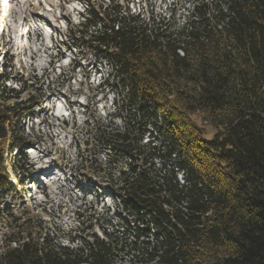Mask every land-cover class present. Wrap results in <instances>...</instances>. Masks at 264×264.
Segmentation results:
<instances>
[{
  "label": "trees",
  "instance_id": "1",
  "mask_svg": "<svg viewBox=\"0 0 264 264\" xmlns=\"http://www.w3.org/2000/svg\"><path fill=\"white\" fill-rule=\"evenodd\" d=\"M75 1L69 42L107 68L113 96L87 125L85 151L105 159L87 168L110 186L118 224L67 246L28 212L0 210V264H264V0H183L181 19ZM9 79L0 72V202L28 165L19 121L39 89Z\"/></svg>",
  "mask_w": 264,
  "mask_h": 264
},
{
  "label": "rangeland",
  "instance_id": "2",
  "mask_svg": "<svg viewBox=\"0 0 264 264\" xmlns=\"http://www.w3.org/2000/svg\"><path fill=\"white\" fill-rule=\"evenodd\" d=\"M130 1L133 2L132 8L129 5L131 11L137 12L139 7H143L160 14H165V7L169 8L173 3L171 9L177 19H181L184 6L183 0ZM39 5L45 18L34 14L31 9V6ZM81 10L75 0L0 2V66L5 62L13 69V78L6 85L19 91L21 85L18 80L24 82L32 76L39 81V89L32 91L30 101L23 103L30 107L29 113L19 121V128L33 143L29 149L18 151L17 161L26 160L29 166L17 173L10 170L12 174H8V179L15 181V176L20 178L25 194L22 197L21 194L7 197L0 208L17 204L16 212L28 211L47 229L68 237L59 240L69 245V238L77 235L85 237L95 233L102 237L101 229L107 221L112 225L118 224L111 218L115 202L106 184L102 185L105 195L98 201L90 192H85L87 197L83 200L77 199L78 195L84 194L83 185L78 181L86 180V187L90 182L100 180L87 167L94 163L97 156L99 164L105 160L100 154L95 156L93 151H85L87 123L94 117L104 119L112 107V95L99 87L107 68L94 66L92 57L72 48L66 37L67 25L77 24ZM9 13L11 15L7 18ZM5 27L8 32L2 31ZM27 27L30 29L28 34ZM61 41L63 45H60ZM23 54L24 57H21ZM26 83L29 85L30 82ZM20 100L24 101V98ZM44 168L51 169L49 177L53 181L44 191L46 197L39 195L41 189L36 184L29 183L32 176L40 174ZM65 171L70 173L69 179H66ZM96 202L98 205H95ZM92 224L97 226L91 228ZM6 232V221L0 216V236ZM4 242L2 239L0 248Z\"/></svg>",
  "mask_w": 264,
  "mask_h": 264
}]
</instances>
